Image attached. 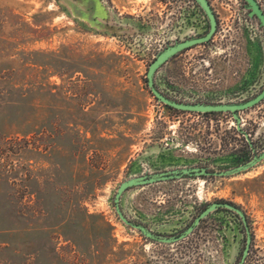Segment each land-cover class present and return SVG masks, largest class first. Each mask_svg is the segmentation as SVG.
Segmentation results:
<instances>
[{
	"label": "rangeland",
	"instance_id": "1",
	"mask_svg": "<svg viewBox=\"0 0 264 264\" xmlns=\"http://www.w3.org/2000/svg\"><path fill=\"white\" fill-rule=\"evenodd\" d=\"M209 1L215 35L170 58L156 83L183 101L248 99L264 87V29L244 0ZM208 29L194 0H0V264L238 263L246 234L231 210L164 243L125 224L115 207L131 177L252 158L231 112L171 109L148 86L159 52ZM240 116L264 151V100ZM214 201L245 212L246 264H264V160L232 176L132 187L121 207L171 236Z\"/></svg>",
	"mask_w": 264,
	"mask_h": 264
},
{
	"label": "water",
	"instance_id": "2",
	"mask_svg": "<svg viewBox=\"0 0 264 264\" xmlns=\"http://www.w3.org/2000/svg\"><path fill=\"white\" fill-rule=\"evenodd\" d=\"M196 3L202 8L204 13L206 14L209 20V30L206 34L191 36L186 39L176 41L166 48H164L161 52L158 53L154 61L150 64L148 73H147V82L151 92L157 98L158 101L164 103L167 106L173 107L178 110L187 111V112H199V113H210V112H231L235 121L237 122V128L239 131L244 133V135L249 140L251 146L253 147V142L249 138V134L246 133L241 128V116L240 112L251 107H254L261 103L264 100V87L261 91H259L254 96L237 102H190L178 100L176 98H172L171 96L164 93L156 83V74L158 70L173 56L194 47L198 44L206 43L211 40V38L215 35L218 28V20L213 6L211 5L209 0H195ZM247 10L249 11V15L251 18H256L259 22V25L264 29V9L258 0H244ZM264 160V151L255 153L254 156L241 164H238L234 167L215 170L210 167L205 166H190V167H182L169 169L164 171H159L151 174H145L140 176L131 177L125 181H123L116 192L115 196V207L116 211L120 217V219L127 225L139 230L143 235L147 238L164 242V243H174L178 242L184 238H186L189 234H191L195 228L201 223V221L210 215L213 211L219 208H227L238 213L247 228V245L244 251V256L248 254L249 247L251 244V232L247 223V218L244 211L234 203L228 201H215L208 204L194 219V221L180 234L178 235H161L154 232L151 228L143 223H138L131 218H129L121 207V197L123 193L132 188L143 185H149L156 182H161L165 180L176 179L184 176H232L238 174L240 172H244L254 167L258 163ZM239 264H243L241 261Z\"/></svg>",
	"mask_w": 264,
	"mask_h": 264
},
{
	"label": "flooded vegetation",
	"instance_id": "3",
	"mask_svg": "<svg viewBox=\"0 0 264 264\" xmlns=\"http://www.w3.org/2000/svg\"><path fill=\"white\" fill-rule=\"evenodd\" d=\"M195 1V0H194ZM196 2V1H195ZM211 3V2H210ZM216 13V12H215ZM206 15V14H205ZM207 17V16H206ZM207 20H208V18H207ZM208 23H209V20H208ZM209 30V29H208ZM208 32V31H207ZM206 32V33H207ZM205 33V34H206ZM213 38V37H212ZM211 38V39H212ZM206 43H208V42H206ZM206 43H202V44H206ZM192 48V47H191ZM182 52V51H181ZM177 55V54H176ZM175 55V56H176ZM174 57V56H173ZM233 115V114H232ZM250 143V142H249ZM251 145V144H250ZM251 148H252V150H253V156H254V154L255 153H259V152H257L256 151V149H255V147H254V144H253V147L251 146ZM252 156V157H253ZM215 202V201H214ZM229 202V201H228ZM232 203V202H231ZM235 204V203H234ZM238 206V205H237ZM219 209H227V208H219ZM218 210V209H217ZM228 210H231V209H228ZM232 212H234L240 219H241V221H242V223H243V226H244V230H245V234H246V239H245V245H244V248H243V251H242V255L240 256V259H239V261H238V263L237 264H239L241 261H243V264H246V260H247V257L249 256V254H250V252H251V246H252V239H251V244H250V247H249V251H248V254L246 255V256H244V251H245V249H246V245H247V228H246V225H245V223H244V221H243V219H242V217L238 214V213H236L235 211H233V210H231ZM245 213V212H244ZM246 215V214H245ZM246 218H247V216H246ZM247 223H248V226H249V229H250V232H251V237H252V229H251V226H250V223H249V221H248V218H247ZM197 228V227H196Z\"/></svg>",
	"mask_w": 264,
	"mask_h": 264
},
{
	"label": "trees",
	"instance_id": "4",
	"mask_svg": "<svg viewBox=\"0 0 264 264\" xmlns=\"http://www.w3.org/2000/svg\"><path fill=\"white\" fill-rule=\"evenodd\" d=\"M167 106V105H166ZM167 107H169V108H171V109H175V108H173V107H170V106H167ZM211 113V112H210ZM203 114H209V113H203Z\"/></svg>",
	"mask_w": 264,
	"mask_h": 264
}]
</instances>
